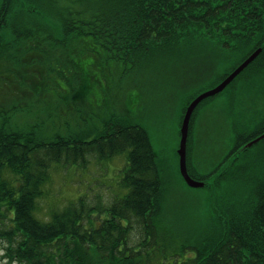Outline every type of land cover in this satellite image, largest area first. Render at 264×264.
Instances as JSON below:
<instances>
[{
    "label": "trees",
    "instance_id": "trees-1",
    "mask_svg": "<svg viewBox=\"0 0 264 264\" xmlns=\"http://www.w3.org/2000/svg\"><path fill=\"white\" fill-rule=\"evenodd\" d=\"M258 48L247 72L264 56V0H0L1 258L7 264H264L262 161L249 155L256 145L232 156L264 134V122L236 137L231 153L208 172L196 171L188 156L190 175L205 187L179 201L167 191L147 129L125 108L127 92L109 99L122 98L111 111L101 99L112 87L98 80V97L79 68L91 58L118 75L111 64L119 65L123 79L137 74L132 86L148 92L142 78L164 76L183 49L197 56L208 51L220 66L228 55L220 50L230 49L224 79ZM124 154L119 184L126 192L111 206L97 211L80 196L48 220L37 216L53 166L85 167L92 156L109 161ZM246 163L250 172L243 175ZM202 192L203 206L196 208Z\"/></svg>",
    "mask_w": 264,
    "mask_h": 264
},
{
    "label": "rangeland",
    "instance_id": "rangeland-1",
    "mask_svg": "<svg viewBox=\"0 0 264 264\" xmlns=\"http://www.w3.org/2000/svg\"><path fill=\"white\" fill-rule=\"evenodd\" d=\"M179 62L170 71L167 70L164 76L155 77V74H148L143 77L141 85L145 90L149 89L148 92H142L137 87L132 86L136 85L134 83L137 82V74L123 79V69L119 65L111 64V68L118 75L108 74L103 68L94 66L91 58H86L80 62L79 68L85 74V78L92 80V83L95 84L93 91L98 97H101L98 80L112 87L101 99L110 105L111 111L118 110L115 107L122 98L117 101L109 99L116 97L114 94L118 93L120 89L127 92L125 108L136 123L147 129L158 156L157 161L161 176L166 182L169 195L178 198L179 201L185 199L183 202H188L197 194L194 190L186 187L179 177L177 151L181 140L182 106L192 102L200 93L210 90L211 87H208L205 76L200 77L199 71L184 72L183 64L181 61ZM225 68L226 66H222L221 71ZM119 74H121V78ZM91 77L94 78L91 79ZM254 80L257 81V79ZM240 82L241 77L234 84H240ZM226 93L227 90L204 101L194 113L190 140L195 141V148L192 149L194 154L192 152L189 154V160L196 171H201V173L214 168L229 150L230 139L229 142H226V139L227 131L232 132L231 109L238 104L240 99H247V97L237 95L229 103ZM248 102L249 99H247V104ZM97 104L100 105L101 102L97 100ZM258 105H261L260 101H257L254 107L257 108ZM249 106L253 109L252 105ZM262 108L264 109V106ZM237 110L239 112V108ZM251 115L253 117L260 116L259 119H253ZM248 117L250 119L244 124L242 135L257 130L260 127L257 125L261 122L259 120L263 119L260 112H251ZM225 143L227 145L226 150L224 149ZM263 147L264 144H261V146L252 148L248 151L250 152L249 155ZM126 165L127 157L124 154L109 161H100L92 156L85 167H77V165L70 167L53 166L50 180L45 185V193L38 206L37 216L42 220H48L52 211L73 204L80 196H84L88 205L97 211L103 207L111 206L116 199L122 196L123 191L126 192L120 188L119 184L123 176L122 171ZM204 196L205 194L202 192L199 205L196 202V208L203 206L201 200H204ZM190 203L192 204V202ZM205 214L208 215L207 210H205ZM4 247V241L0 240V264H7V260L1 258L4 255Z\"/></svg>",
    "mask_w": 264,
    "mask_h": 264
},
{
    "label": "flooded vegetation",
    "instance_id": "flooded-vegetation-1",
    "mask_svg": "<svg viewBox=\"0 0 264 264\" xmlns=\"http://www.w3.org/2000/svg\"><path fill=\"white\" fill-rule=\"evenodd\" d=\"M192 44H194L193 41H180L179 42V45L182 47L192 46ZM222 51L228 52V55L225 59V63L223 65V66H226V68L223 71H221L222 65L221 66L217 65L218 61H216V59H214L213 56L207 55V53L210 54V52L206 51V52H204L205 54L203 56H197L192 51H190L189 49H183L181 51V57L179 58L183 64V66H182L183 71L184 72L189 71V70L199 71L198 74H200V77L205 76V81L207 82L208 87H211L210 89H213L216 86H218L220 83H222L223 80H225L236 68H238L246 59H248V57L251 54H253L255 52L254 51L253 53H251L245 60L242 61V63H240L237 67L232 69V71H230V73L224 79H222L223 77L220 79V77L223 75V73H225L228 69H230L232 67V61H233L231 58V50L230 49L220 50V52H222ZM262 51H263V49H262ZM260 54L247 68L244 69V71H242L228 86H226V88L222 92L210 97V98H213L219 94H222L224 91L227 90L226 96L228 97L229 103H231V99L237 95H241V96L247 97V99H249L248 104H247V99H240L238 104L231 109V118H232L231 123H233L232 132L229 133L227 131L228 136L226 139V142H229V139H230V144H228L229 150L226 151L227 153H225V156L223 158L221 157L222 158L221 161L223 159H225L231 153L232 146L230 147V145L233 144V140L236 137H238L242 134V132H243L242 128L244 127V124H246L248 122V120L250 119L248 117L249 113L260 112L263 116V119L259 120L261 122L258 123L257 125H261L264 122V109L262 108L264 106V56H262L260 58V61L257 64H255L254 66H252V68L247 72V69L260 57ZM239 77H241L240 84H234L235 81L237 79H239ZM254 79H257V81H255ZM232 85H233V87H231ZM203 88L205 89L206 86ZM200 94H202V93H200ZM208 99H206V100H208ZM206 100H204V101H206ZM257 101H260L261 105H258V107L256 108V107H254V105L257 104ZM185 104H184V106H182L183 110H184V108H187V106H188L187 105L185 107ZM249 105H252L253 109H251ZM237 108H239V112H238ZM259 116L253 117L251 115V117L253 119H259ZM182 120H183V118H182ZM192 121H193V117L191 119V122ZM181 124H182V122H181ZM191 133H192V128H190L189 136H188V143H189L188 150L190 153L192 152V149L194 150V148H195V141L193 139L190 140ZM231 138H232V140H231ZM224 149L225 150L227 149L226 143L224 145ZM263 149H264V147H263ZM192 154H194V152H192ZM234 155L235 154H232V156H234ZM254 157L258 158L259 160L262 161L260 175H261L262 183L264 184V151L263 152H261V151L255 152ZM220 162H218V164ZM215 171H217V169ZM241 172L243 175L249 174L250 169L248 168L247 163L242 165Z\"/></svg>",
    "mask_w": 264,
    "mask_h": 264
},
{
    "label": "water",
    "instance_id": "water-1",
    "mask_svg": "<svg viewBox=\"0 0 264 264\" xmlns=\"http://www.w3.org/2000/svg\"><path fill=\"white\" fill-rule=\"evenodd\" d=\"M262 52V49H257L253 54H251L248 59H246L238 68H236L225 80L222 81L218 86L204 93L198 95L187 107L182 126H181V140L180 145L177 151V155L179 157V173L183 178L184 182L189 188L192 189H202L205 187V183L199 180L194 179L188 170V162H187V144H188V136H189V129L192 116L198 107V105L220 92H222L226 86H228L245 68H247ZM264 140V134L259 136L258 138L254 139L253 141L247 143L243 146L235 155L233 159H236L241 154H243L246 150L252 148L254 145L258 144Z\"/></svg>",
    "mask_w": 264,
    "mask_h": 264
}]
</instances>
